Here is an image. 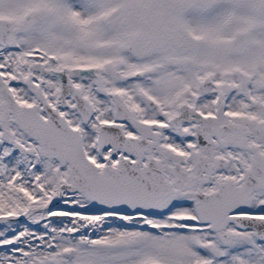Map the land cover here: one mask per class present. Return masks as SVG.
<instances>
[{
    "label": "snow or ice",
    "instance_id": "obj_1",
    "mask_svg": "<svg viewBox=\"0 0 264 264\" xmlns=\"http://www.w3.org/2000/svg\"><path fill=\"white\" fill-rule=\"evenodd\" d=\"M0 264H264V0H0Z\"/></svg>",
    "mask_w": 264,
    "mask_h": 264
}]
</instances>
